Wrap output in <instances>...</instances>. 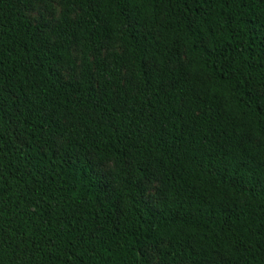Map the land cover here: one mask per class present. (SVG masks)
Instances as JSON below:
<instances>
[{"label": "trees", "instance_id": "trees-1", "mask_svg": "<svg viewBox=\"0 0 264 264\" xmlns=\"http://www.w3.org/2000/svg\"><path fill=\"white\" fill-rule=\"evenodd\" d=\"M36 1L0 0V264H264V0Z\"/></svg>", "mask_w": 264, "mask_h": 264}, {"label": "rangeland", "instance_id": "rangeland-1", "mask_svg": "<svg viewBox=\"0 0 264 264\" xmlns=\"http://www.w3.org/2000/svg\"><path fill=\"white\" fill-rule=\"evenodd\" d=\"M61 11V4L59 0H37L31 7L24 8V12L27 18L33 23L37 24L39 21H43L47 24H54L58 19ZM107 51L103 52V57ZM76 55V53H74ZM62 73L64 77H67L68 71L63 69ZM110 164H100L97 166L98 171L106 177L108 171L110 170ZM148 190L146 198L150 200L151 203H155L157 191L159 190V184L156 180L149 181ZM157 256L153 253L152 259H155Z\"/></svg>", "mask_w": 264, "mask_h": 264}]
</instances>
